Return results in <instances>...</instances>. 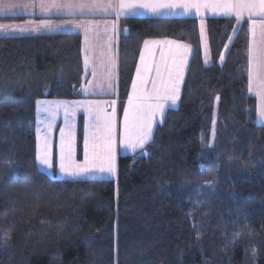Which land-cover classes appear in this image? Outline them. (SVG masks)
Listing matches in <instances>:
<instances>
[{"label": "trees", "instance_id": "16d2710c", "mask_svg": "<svg viewBox=\"0 0 264 264\" xmlns=\"http://www.w3.org/2000/svg\"><path fill=\"white\" fill-rule=\"evenodd\" d=\"M234 22L206 17L205 64L196 17L120 19L119 112L143 39L192 52L146 152L119 154L116 175L101 178L36 164V101L79 97L80 36H0V264H264V124L247 92V20L219 62Z\"/></svg>", "mask_w": 264, "mask_h": 264}, {"label": "snow or ice", "instance_id": "6c2138e0", "mask_svg": "<svg viewBox=\"0 0 264 264\" xmlns=\"http://www.w3.org/2000/svg\"><path fill=\"white\" fill-rule=\"evenodd\" d=\"M36 8L41 12L51 13L53 11H66L70 15H114L111 22L104 21L105 32L110 27L113 32L118 27L122 16H138L150 14L158 16L164 13H174L176 10H183L184 13H191L193 10L201 14L202 10L212 13L234 16L237 24H240L245 17L248 21L250 33V46L248 51V90L255 91L260 97L259 119L264 122V0H40L30 4H15L0 2V12H8L15 8ZM33 23V22H26ZM72 24V21L65 22ZM98 22H79L74 26L85 30L87 36V25ZM59 27L53 25L49 20H41L36 24V29H52ZM26 31L24 24H0V31ZM204 35L203 22L201 23V36ZM175 46L160 48L159 60L155 59L156 50L150 46ZM227 47V46H226ZM191 45L179 44L171 40L145 39L144 49L140 54V61L143 65L137 67V78L132 83V93L128 97V106L123 111L122 131L117 132L115 121V108L111 115H103L99 101H59L37 100L38 110L45 115L46 131L38 135L36 160L40 165L49 169L53 167V153L49 134L59 110L63 108L66 127H71L69 118L74 117L78 108H83L87 113L93 127L101 128L102 135L97 137L93 134L84 138L83 161L75 159V137L65 129L60 130V144L58 152V167L61 173L69 176H87L91 173H101L115 176L117 170L116 155L117 147L130 149L136 152L137 149H145V146L153 139L154 124L158 121L163 123L166 114V104L176 105L180 100V91L183 81V71L187 63V55ZM221 60L224 56L221 55ZM207 63V51L205 52ZM89 67V58L85 56V69ZM155 69V78L151 79V90L146 85L149 82V74ZM93 80L88 82L84 91L92 88H99L101 91H111L112 77L111 70L105 69L98 77L95 68H92ZM219 100V97H216ZM115 102L113 101V104ZM44 123V121H40ZM215 123V121L213 122ZM40 133V128H37ZM213 138L215 129H213ZM207 147H213L212 144Z\"/></svg>", "mask_w": 264, "mask_h": 264}, {"label": "crops", "instance_id": "0c3cea01", "mask_svg": "<svg viewBox=\"0 0 264 264\" xmlns=\"http://www.w3.org/2000/svg\"><path fill=\"white\" fill-rule=\"evenodd\" d=\"M0 2H8V3H15V4H30L35 2L37 5L39 4L40 0H0ZM50 2V0H49ZM57 2H66V0H57ZM0 16H21L20 18H7V19H0V24H24L25 27L28 29L26 31H0V36H31V35H41L46 33H77L80 36V51H81V64H82V75H81V82L78 87L79 97L76 98H60V97H41L37 100H48L52 102H59V101H99L101 103V110L103 115H111L113 108H115V121L117 126V132L119 133L122 131V125H123V111L124 108L128 106V97L132 93V83L133 80L137 78V67H141L143 69V65L140 61V54L141 51L144 49V40L145 39H155V40H171L176 41L179 44H188L191 45L189 42L184 40H179L176 38L171 37H146L143 39L140 45L137 61L134 67L133 75L131 78V82L129 85V90L127 97L124 101V105L122 108V111L119 112V98H118V38H119V22L118 27L115 32L111 30L109 27L107 32H105V24L104 21L111 22L115 19L114 15H104V14H95V15H70L66 11H53L51 13H45L41 12L39 7L36 8H15L8 12H0ZM138 16H152L150 14H144V15H138ZM158 16H192L196 17L198 19V29H199V40H200V48H201V56L202 60L205 64H208L211 62V55H210V49H209V42H208V35H207V27H206V17H229L224 15H219L212 13L211 11H205L202 10L201 14H197L195 10H193L191 13H184L183 10H176L174 13H164ZM122 16L121 18H123ZM234 19V25L231 30V33L229 35L228 40L222 47V50L220 52L219 56V62H222L223 60L220 59L221 55L225 56L226 51L228 49L230 40L234 36L235 32L239 28L240 24H237L236 18L234 16H231ZM120 18V19H121ZM41 20H49L52 22L53 25H57L59 27H53L52 29H44L41 28L39 30L36 29V24ZM244 20H247L245 17ZM72 21V24H67L65 22ZM87 21H93L98 22V26L96 23L87 25L88 31L87 36L88 40L85 39V30L83 28H76L74 25L79 22H87ZM26 22H33V23H26ZM203 22L204 27V35L201 36V23ZM227 46V47H226ZM250 46V33L248 30L247 34V92L249 95L254 97L255 100V118L259 119V108H260V97L256 95L255 91H249L248 90V69H249V51ZM153 47L156 50V56L155 59L159 60V54H160V48H168V47H175L173 46H163V45H153L150 46ZM207 51V63L205 62V52ZM192 52V45L191 50L187 55V63L184 67L183 71V81L184 77L187 71V67L189 64L190 56ZM85 56H88L89 58V67L88 69H85ZM92 68H95L97 71V75L103 73L105 69L111 70V77H112V89L111 91H101L99 88H92L89 91H84V88L88 85L89 81L93 80V76L91 75ZM155 78V69L153 67V70L149 74V82L147 83L146 87L151 90V79ZM183 85V83H182ZM182 85H181V91H182ZM180 91V96H181ZM113 101L115 102L113 104ZM179 102V101H178ZM177 102V104H178ZM176 105H171L170 102L166 104V111L169 108L176 107ZM44 113L40 112L38 110V106L36 104L35 106V139H36V151H37V143H38V135H43L46 131V124L47 121L45 120ZM40 121H44V123H40ZM79 121L81 122V140H80V146L78 144V133H79ZM258 121V120H257ZM256 121V122H257ZM158 121L154 124V128ZM69 124L71 127H66L65 122V116H64V110L61 108L56 115L55 121L53 123L51 132L49 134L51 147H52V153H53V167L51 169L40 165L39 162L36 160L37 167L48 174L51 177H57V178H72V179H80V178H101V177H112L108 174H101V173H91L87 176H69L65 175L64 173H61L59 171L58 167V152H59V144H60V130L63 128L65 129V133L67 134L69 131H71L74 134L75 137V159L77 161H83L84 158V138L87 134L89 137H91L93 134H95L97 137H100L102 135V129L93 127L91 122L89 121V118L87 116V113L83 108H78L76 110V114L74 117L69 118ZM37 128H40V133L37 132ZM147 146V145H146ZM146 146L145 149H137L136 152H132L130 149H125L122 147H117V155H116V164H117V157L119 154H142L146 152ZM117 171V170H116ZM116 175V174H115Z\"/></svg>", "mask_w": 264, "mask_h": 264}, {"label": "rangeland", "instance_id": "374dc122", "mask_svg": "<svg viewBox=\"0 0 264 264\" xmlns=\"http://www.w3.org/2000/svg\"><path fill=\"white\" fill-rule=\"evenodd\" d=\"M255 120H256V121L258 120L257 123L264 124V122L260 121V119H256V118H255ZM213 129H214V127L212 128L211 133H210V137H211V138L213 137V135H212V133H213Z\"/></svg>", "mask_w": 264, "mask_h": 264}, {"label": "water", "instance_id": "95a60500", "mask_svg": "<svg viewBox=\"0 0 264 264\" xmlns=\"http://www.w3.org/2000/svg\"><path fill=\"white\" fill-rule=\"evenodd\" d=\"M127 31H128L127 27H124V28H123V33L126 34Z\"/></svg>", "mask_w": 264, "mask_h": 264}]
</instances>
